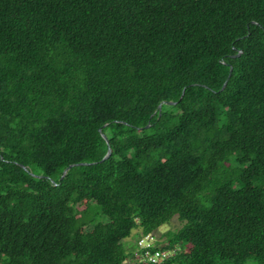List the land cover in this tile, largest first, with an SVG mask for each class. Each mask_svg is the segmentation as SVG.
I'll return each instance as SVG.
<instances>
[{
    "label": "trees",
    "instance_id": "16d2710c",
    "mask_svg": "<svg viewBox=\"0 0 264 264\" xmlns=\"http://www.w3.org/2000/svg\"><path fill=\"white\" fill-rule=\"evenodd\" d=\"M173 217L160 264H264V0H0V264Z\"/></svg>",
    "mask_w": 264,
    "mask_h": 264
},
{
    "label": "rangeland",
    "instance_id": "374dc122",
    "mask_svg": "<svg viewBox=\"0 0 264 264\" xmlns=\"http://www.w3.org/2000/svg\"><path fill=\"white\" fill-rule=\"evenodd\" d=\"M86 220L90 223L89 226H92L97 223H106L108 222V218L101 214L99 207L95 203H90L88 208V213L86 215ZM88 226V228H89ZM180 227V223L178 222L176 217H173L169 222L160 226V228L154 233V238L159 246H164L166 241L164 239V234L169 230H175ZM138 238L137 231H132L129 238L124 241V246L127 251H131L134 249L136 240ZM247 264H254V262H248Z\"/></svg>",
    "mask_w": 264,
    "mask_h": 264
},
{
    "label": "built area",
    "instance_id": "2783aa9c",
    "mask_svg": "<svg viewBox=\"0 0 264 264\" xmlns=\"http://www.w3.org/2000/svg\"><path fill=\"white\" fill-rule=\"evenodd\" d=\"M172 255V251L161 249V246L156 245L153 234H147L137 238L135 247L132 250V257L126 262L147 261L152 264H160Z\"/></svg>",
    "mask_w": 264,
    "mask_h": 264
},
{
    "label": "water",
    "instance_id": "95a60500",
    "mask_svg": "<svg viewBox=\"0 0 264 264\" xmlns=\"http://www.w3.org/2000/svg\"><path fill=\"white\" fill-rule=\"evenodd\" d=\"M171 104H173V103H171ZM160 108H161V105L158 106V109H159V110H160ZM99 132L101 133L102 137L106 140V136H105L104 134H102L101 129H99ZM109 155H110V149H109V147H108V148H107V152H106V154L103 156L102 160L108 158ZM75 165H80V164H75ZM72 166H74V165H70V166H68V167L63 171V173H62V175H61V178H63L65 172H66L69 168H71Z\"/></svg>",
    "mask_w": 264,
    "mask_h": 264
}]
</instances>
